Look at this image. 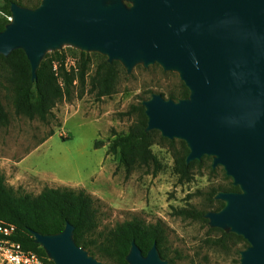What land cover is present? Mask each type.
<instances>
[{
	"label": "water",
	"instance_id": "1",
	"mask_svg": "<svg viewBox=\"0 0 264 264\" xmlns=\"http://www.w3.org/2000/svg\"><path fill=\"white\" fill-rule=\"evenodd\" d=\"M0 56L21 49L36 80L47 51L68 45L119 62L158 64L178 73L188 96L141 101L145 131L183 141L186 164L212 158L237 191H218L222 208L203 214L211 228L241 236L239 264H264V0H40L10 5ZM73 226L34 241L54 264H107L73 239ZM128 264H168L156 243L143 255L134 240Z\"/></svg>",
	"mask_w": 264,
	"mask_h": 264
},
{
	"label": "rangeland",
	"instance_id": "2",
	"mask_svg": "<svg viewBox=\"0 0 264 264\" xmlns=\"http://www.w3.org/2000/svg\"><path fill=\"white\" fill-rule=\"evenodd\" d=\"M19 1L28 8L40 2ZM62 48L67 54L66 66H75L79 51L68 45ZM51 52L47 51L44 58ZM89 54L92 60L85 87L74 81L70 97L59 101L45 121L17 115L9 86L6 82L0 85L8 116L7 124L0 125V173L6 183L32 195L50 187L84 190L93 198L97 211L98 227L92 234L97 244L116 224L137 216L146 223L159 221L165 226L162 248L168 264H239V252L248 246L244 239L222 236L207 220L185 219L173 213V208L188 206L204 213L217 211L218 205L210 204L208 195L212 190L225 191L221 188H229L232 180L221 166L211 167L210 156L194 164L191 179L181 183L173 171V154L180 148V140L171 146L158 132L151 149L162 168L154 175L151 169L141 167L126 176L118 155L107 152L114 134L126 133L133 123L135 116L129 113L132 105L152 93L168 98L179 92L183 83L178 73L164 71L158 64H136L127 73L119 63L115 92L97 98L90 92L89 82L97 63L106 57ZM95 142H101L98 148H94ZM93 257L113 264L105 257Z\"/></svg>",
	"mask_w": 264,
	"mask_h": 264
},
{
	"label": "trees",
	"instance_id": "3",
	"mask_svg": "<svg viewBox=\"0 0 264 264\" xmlns=\"http://www.w3.org/2000/svg\"><path fill=\"white\" fill-rule=\"evenodd\" d=\"M19 0H2V9L10 15V5ZM39 4L31 5L34 8ZM7 20L0 18V30L7 24ZM79 51V50H78ZM66 51L64 48L51 52L45 57L36 74V80L31 78L29 62L21 49L13 50L8 56H0V85L4 82L12 93V105L17 115L28 119L47 120L52 109L64 97H70L74 81H78L81 87H85L86 76L91 64V54L78 52V60L75 66L69 68L65 64ZM121 65L117 61L108 63L102 58L96 65L94 74L90 78L89 90L97 98L112 95L116 90ZM2 77L4 79L2 80ZM188 96V89L181 85L176 95L168 98L178 100ZM129 113L134 114L133 123L124 134L116 135L110 140L108 153L118 155V163L123 168L125 175L129 176L137 168L151 169L154 175L161 170L162 164L153 153L151 146L155 143L158 132L145 131L147 118L144 108L139 102L130 107ZM8 116L0 97V125H6ZM169 145H174V140H166ZM101 142H95L94 148H98ZM188 149L183 141L180 148L174 152V173L181 183L191 179V169L199 161L186 164L185 157ZM225 191H237L238 188L230 186L221 188ZM218 190H212L208 195L210 204L222 208L223 203L214 200ZM176 216L202 220L204 212L192 206L173 208ZM0 220L15 226L12 240L19 243L26 251L35 252L45 260L48 259L45 251L34 241L30 230L42 234H55L64 229L66 223H70L73 230L75 243L84 248L92 256L105 257L113 264H128L125 257L129 251L132 240L139 246L145 255L156 243L162 258H166L163 244L166 239L165 226L157 221L146 223L143 219L133 216L115 225L105 237L104 241L97 244L92 234L98 227L97 211L93 198L82 189L69 187H50L43 189L38 195L20 193L6 183L5 177L0 173ZM215 230L222 236L242 240L241 236L233 233H224L221 229ZM54 264L52 261H48Z\"/></svg>",
	"mask_w": 264,
	"mask_h": 264
},
{
	"label": "built area",
	"instance_id": "4",
	"mask_svg": "<svg viewBox=\"0 0 264 264\" xmlns=\"http://www.w3.org/2000/svg\"><path fill=\"white\" fill-rule=\"evenodd\" d=\"M0 0V18L10 21V15L5 14ZM15 226L0 220V264H50L49 258L44 259L35 252L24 250L21 245L12 240Z\"/></svg>",
	"mask_w": 264,
	"mask_h": 264
}]
</instances>
